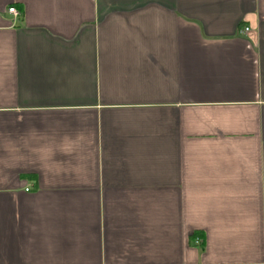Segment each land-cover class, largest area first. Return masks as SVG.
I'll return each mask as SVG.
<instances>
[{
  "label": "crops",
  "instance_id": "crops-1",
  "mask_svg": "<svg viewBox=\"0 0 264 264\" xmlns=\"http://www.w3.org/2000/svg\"><path fill=\"white\" fill-rule=\"evenodd\" d=\"M0 264H264V0H0Z\"/></svg>",
  "mask_w": 264,
  "mask_h": 264
},
{
  "label": "built area",
  "instance_id": "built-area-1",
  "mask_svg": "<svg viewBox=\"0 0 264 264\" xmlns=\"http://www.w3.org/2000/svg\"><path fill=\"white\" fill-rule=\"evenodd\" d=\"M7 13L9 14V15H11L14 19H16L18 16H19V13L14 9V8H9L8 10H7ZM249 32V29L248 28H245L244 30H243V33H248Z\"/></svg>",
  "mask_w": 264,
  "mask_h": 264
},
{
  "label": "trees",
  "instance_id": "trees-1",
  "mask_svg": "<svg viewBox=\"0 0 264 264\" xmlns=\"http://www.w3.org/2000/svg\"><path fill=\"white\" fill-rule=\"evenodd\" d=\"M197 235H194V238L196 237Z\"/></svg>",
  "mask_w": 264,
  "mask_h": 264
}]
</instances>
